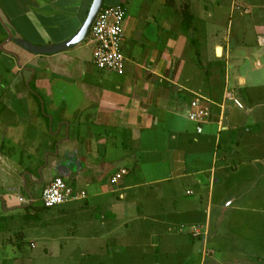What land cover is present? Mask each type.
<instances>
[{
    "label": "crops",
    "instance_id": "crops-1",
    "mask_svg": "<svg viewBox=\"0 0 264 264\" xmlns=\"http://www.w3.org/2000/svg\"><path fill=\"white\" fill-rule=\"evenodd\" d=\"M187 1L104 0L102 7L122 4L126 12L124 69L115 73L95 67L87 43L33 55L9 41L11 36L35 45L62 43L81 28L93 0H0L3 217L33 212L30 198L39 200L54 178L86 197L58 206L53 215L73 220L95 213V221L91 216L72 221L74 230L64 237L42 236L45 253L49 244L60 251L74 244L77 227L87 223L101 231L90 242L107 241L98 251L87 250L91 258L100 256L94 264H263L254 255L205 248L214 206L213 172L229 157L217 143L222 134L238 148L243 138H253L257 127L245 124L246 114L260 106L252 97L262 95L264 84L248 88V79L234 74V100L241 104L239 92L252 91L245 99L253 107L243 118L227 106L226 87L220 103L212 99L217 70L208 68L211 59L227 61L233 46L231 40L210 46L205 24L192 0ZM184 10L191 17L185 28ZM260 45L264 48V36ZM198 97L207 99L211 110L201 134L187 117ZM235 107L243 109L242 104ZM261 115L264 120V110ZM230 145L229 154L235 156L239 151ZM249 151L245 147L238 155L246 157ZM121 169L127 175L111 186L110 178ZM21 180L28 197L20 191ZM38 217L39 211L35 219L41 226L56 225L55 216L54 223Z\"/></svg>",
    "mask_w": 264,
    "mask_h": 264
},
{
    "label": "rangeland",
    "instance_id": "rangeland-1",
    "mask_svg": "<svg viewBox=\"0 0 264 264\" xmlns=\"http://www.w3.org/2000/svg\"><path fill=\"white\" fill-rule=\"evenodd\" d=\"M192 2L195 5V12L198 13V19L201 20L200 23L205 24V35H207L209 45L211 46L215 42L224 46L226 40H231L233 46L230 50L231 57L227 61L225 58L218 57L211 59V65L208 68L212 69L213 67L217 70L214 76L212 99L220 103L225 87L229 92L234 91L236 74L248 79L250 86L248 88L264 84V48L260 45V40L264 36V10L262 8L264 0H204L202 5L195 0ZM201 6H203L202 9ZM204 10L208 12L205 14ZM209 12L211 16L208 15ZM202 14L203 16H201ZM85 43L86 41L81 45L83 46ZM88 49L92 50L91 47ZM260 76L262 80L259 78ZM257 78L259 79L257 80ZM256 90H260V88ZM251 92L247 89L239 92L238 97L243 109H237L233 102L227 104L232 109L234 108V114H238V117H242V115L244 117L247 108H252L253 103L260 105L255 107L252 113L246 114L247 119L245 120V124L257 128L253 131L252 139L245 137L241 140L240 150L237 145L233 147L230 143L227 144L228 141H225L224 134L221 135L219 143H217L229 157L227 163L218 162L213 172L215 180L212 191L214 206L205 248L209 252L212 250L236 251L254 255L257 261L264 264V167H261V164L264 165L262 162L264 158V120L261 119L264 110V107L261 106L264 104V91L262 95L256 98L252 97L253 103L249 105L245 98L247 95H251ZM241 131L244 132V130ZM229 145L239 152L245 147L250 151L246 157L239 156V152L235 156L230 155L227 148ZM255 160H258V163ZM210 165L211 162H209ZM227 165L228 167H226ZM205 175L209 176L210 173L206 172ZM20 191L25 197H28L29 193L22 180ZM35 199L33 207L36 209L33 212L23 213L21 211L9 218L3 217L4 211L0 202V218H2L0 223V264H71L73 260L77 264L92 262L94 264V260L100 259V256L89 257L87 250L98 251L100 245H106L107 241L90 242L89 238L93 234L100 236L101 231L99 229L93 231L95 227H90L91 225L87 223L85 226L83 225V228L77 227L75 245L69 244L68 248L64 246V249L60 251L53 249L49 244V250L45 253L41 241L42 236H45L47 240H50V237H64L68 232L74 230L72 221L82 223L81 221L85 217L90 218V216L94 220L95 213L87 211L84 215H80L85 216L83 218L74 216L73 220L71 217L62 219L58 218L57 214L53 215L54 209L57 207L46 209L37 196ZM38 209V219L54 223L53 217L55 216L57 218L56 225L51 224L49 228L41 226L36 222V219L28 215L29 213L35 214V210ZM64 242L62 244L67 245ZM31 243L35 244L34 248L30 247ZM70 247H72L71 250ZM199 247L202 248V242L199 243ZM206 258L210 260L209 256Z\"/></svg>",
    "mask_w": 264,
    "mask_h": 264
},
{
    "label": "built area",
    "instance_id": "built-area-1",
    "mask_svg": "<svg viewBox=\"0 0 264 264\" xmlns=\"http://www.w3.org/2000/svg\"><path fill=\"white\" fill-rule=\"evenodd\" d=\"M126 16L122 4L112 7H102L93 20L86 43L92 46L93 64L99 70L121 73L124 69L125 58L122 54V26ZM224 100L233 102L236 106L241 104L232 98L229 91H225ZM222 118L226 106H219ZM211 114L209 101L198 97L190 104L188 120L196 124L197 134L202 133V126L209 120ZM126 169L116 172L109 180L111 186H116L125 175ZM86 194L75 190L61 178H54L42 190L39 201L46 209L61 206L69 202L83 200ZM35 198L31 197L29 203L34 204Z\"/></svg>",
    "mask_w": 264,
    "mask_h": 264
},
{
    "label": "water",
    "instance_id": "water-1",
    "mask_svg": "<svg viewBox=\"0 0 264 264\" xmlns=\"http://www.w3.org/2000/svg\"><path fill=\"white\" fill-rule=\"evenodd\" d=\"M103 2L104 0H93L81 28L71 38L62 43L51 45H35L25 39L12 38L11 36H9V41L33 55H52L67 51L85 41L93 20L103 6Z\"/></svg>",
    "mask_w": 264,
    "mask_h": 264
},
{
    "label": "trees",
    "instance_id": "trees-1",
    "mask_svg": "<svg viewBox=\"0 0 264 264\" xmlns=\"http://www.w3.org/2000/svg\"><path fill=\"white\" fill-rule=\"evenodd\" d=\"M184 23H183V28H185V26H188V24L190 23V21H191V17H190V15L184 10ZM38 211H39V209L38 210H36V214L34 215V216H32V218H36L37 217V214H38ZM2 218H0V223H1V220ZM1 225V224H0ZM0 229H1V227H0Z\"/></svg>",
    "mask_w": 264,
    "mask_h": 264
},
{
    "label": "bare ground",
    "instance_id": "bare-ground-1",
    "mask_svg": "<svg viewBox=\"0 0 264 264\" xmlns=\"http://www.w3.org/2000/svg\"><path fill=\"white\" fill-rule=\"evenodd\" d=\"M218 52H219V50H218Z\"/></svg>",
    "mask_w": 264,
    "mask_h": 264
}]
</instances>
